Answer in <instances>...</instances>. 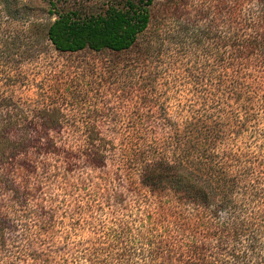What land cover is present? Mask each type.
I'll list each match as a JSON object with an SVG mask.
<instances>
[{"label":"trees","instance_id":"trees-1","mask_svg":"<svg viewBox=\"0 0 264 264\" xmlns=\"http://www.w3.org/2000/svg\"><path fill=\"white\" fill-rule=\"evenodd\" d=\"M48 1L57 19L47 29L25 20L28 43L45 35L64 54L136 50V64L152 86L170 78L174 91L169 107L150 101L162 125L108 134L96 127L74 131L71 158L92 171L110 163L108 180L133 199L127 203L124 191L108 186L94 196L117 202L124 211L138 209L131 221H113L85 252L91 264H264V0H231L230 6L219 0L214 22L194 39L208 41L221 28L231 37L196 47L175 43L174 34L142 43L154 0H125L122 8L89 16L59 12ZM181 24L191 31L188 22ZM57 133L47 126L0 129V194L23 205L33 198L31 151L58 155ZM86 206L96 207L89 201ZM132 222L141 224L136 234ZM16 229L0 218V251L9 248L6 233ZM53 229L48 217L34 233L26 227V245L13 250L9 264H53L44 249ZM61 259L56 264H67Z\"/></svg>","mask_w":264,"mask_h":264},{"label":"rangeland","instance_id":"rangeland-1","mask_svg":"<svg viewBox=\"0 0 264 264\" xmlns=\"http://www.w3.org/2000/svg\"><path fill=\"white\" fill-rule=\"evenodd\" d=\"M124 1L53 0L59 12L81 16L105 12L110 6L122 8ZM224 3L232 4L231 0ZM218 4L219 0H154L152 25L141 41L148 44L174 34L179 40L175 43L187 47L219 45V37H231L227 28L212 33L208 41L194 39L199 30L214 22ZM51 9L48 0H0V129L55 128L58 133L54 139L60 150L58 155L31 151L36 170L28 183L34 194L26 204L13 203L9 194H0V218L17 227L15 232L6 233L9 248L8 252L0 251V264H9L13 250L26 245V227H32L34 233L45 217L54 222L44 248L53 264L62 262L61 258L68 260L67 264H91L85 252L114 226L113 221H131L129 216L135 218L138 209L124 211L117 202L94 196L96 189L108 186L124 191L127 203L132 204L133 199L125 188L108 180L110 163L92 171L71 158L77 141L74 131L96 127L108 134L113 129L162 125L159 109L150 101L158 100L169 107L174 94L170 78L161 79L157 89L152 86L136 64V50L64 54L46 42L45 35L44 40L36 36L28 43L24 21H36L47 29L58 16L52 15ZM183 22L191 26L188 33ZM87 201L96 207L89 211ZM131 227L135 234L142 229L139 222H132Z\"/></svg>","mask_w":264,"mask_h":264}]
</instances>
